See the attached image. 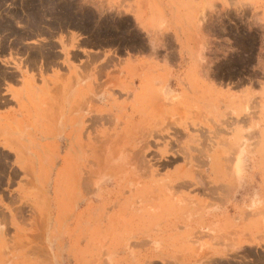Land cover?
<instances>
[{"label":"rangeland","instance_id":"obj_1","mask_svg":"<svg viewBox=\"0 0 264 264\" xmlns=\"http://www.w3.org/2000/svg\"><path fill=\"white\" fill-rule=\"evenodd\" d=\"M0 222V260L264 264V0H0Z\"/></svg>","mask_w":264,"mask_h":264},{"label":"crops","instance_id":"obj_2","mask_svg":"<svg viewBox=\"0 0 264 264\" xmlns=\"http://www.w3.org/2000/svg\"><path fill=\"white\" fill-rule=\"evenodd\" d=\"M82 41L78 42V46L77 48H74L71 50V52L73 53V55H77V61L76 64L82 63L83 61H92L94 59V51L90 52L89 49H87L86 47L82 46ZM71 53V54H72ZM16 230L14 228V224L12 222H7V223H1L0 222V242L4 243V244H10L12 243L14 240L11 239L10 235H6L4 234V232L7 231H14ZM10 248V247H9ZM1 264H27L29 263V261L25 258H18L16 256V254L11 250L8 249V251H6L2 258H1Z\"/></svg>","mask_w":264,"mask_h":264},{"label":"bare ground","instance_id":"obj_3","mask_svg":"<svg viewBox=\"0 0 264 264\" xmlns=\"http://www.w3.org/2000/svg\"><path fill=\"white\" fill-rule=\"evenodd\" d=\"M198 93H199V94H198ZM195 98H196V99H199V100L202 101V102H206V101H207V99H206V95L203 94V90H201V87L198 88V90H197V94H196ZM204 104H205V103H204ZM234 120H235V119H234ZM173 123H174V122H173ZM174 124H175V123H174ZM173 129H174V128H173ZM150 130H151V129H150ZM149 132H150V131H149ZM149 132H148V133H149ZM146 133H147V132H146ZM122 134H123V133H122ZM144 134H145V132H144ZM172 134H173V133H172ZM213 134H214V133H213ZM215 134H217V133H215ZM146 135H147V134H145V136H146ZM161 135H162V134H161ZM177 135H178V134H177ZM111 137H112V136H111ZM120 137H121V139H122V136H120ZM108 138H109V137H108ZM142 138L145 139L144 137H142ZM146 138H147V137H146ZM128 139H129V138H128ZM118 140H120V139H118ZM145 140H146V139H145ZM176 141H177V140H176ZM220 141H221V139H220ZM98 142H99V141H98ZM106 142L109 143V140L106 141ZM123 142H124V140H123ZM141 142H142V141H141ZM107 143H106V144H107ZM116 143H117V142H116ZM120 143H121V142H120ZM120 143L118 142L116 145L120 146V145H119ZM145 143H146V142H145ZM147 143H149V142H147ZM76 144H77V143H76ZM109 144H110V143H109ZM142 144H143V143H142ZM200 144H201V143H200ZM219 144H220V143H219ZM224 145H225V144H224ZM105 146H106V145H105ZM101 147H102V146H101ZM141 147H142V149H143L144 146L142 145ZM141 147H140V148H141ZM112 148L114 149L113 152L116 153L117 150H118V147H117V150H115V149H116L115 146L112 147ZM112 148H111V151H112ZM104 149H105V148H104ZM190 149L192 150V148H190ZM193 149H194V148H193ZM201 150H203V149H201ZM201 150H200V151H201ZM208 150H209V149H208ZM236 150H237V149H236ZM111 151H110V152H111ZM115 151H116V152H115ZM196 152H198V151H196ZM122 153H123V152H122ZM138 153H139V151H138ZM152 153H153V152H152ZM173 153H174V152H173ZM200 153H201V152H200ZM201 154H203V152H202ZM114 155H115V154H114ZM144 155H145V154H144ZM154 155H155V154H154ZM181 155H182V154H181ZM183 155H184V153H183ZM185 155H187V154H185ZM194 155H195V154H194ZM197 155H198V154H197ZM131 156H132V155H131ZM156 156H157V155H156ZM191 156H192V155H191ZM213 156H214V155H212V154H211V155H208V156H207V159H212ZM101 157H102V156H101ZM141 157H143V155H142ZM176 157H177V156H176ZM192 157H193V156H192ZM234 157H235V156H234ZM143 158H145V157H143ZM143 158H142V159H143ZM170 158H171V157H170ZM193 158H194V157H193ZM196 158H198V157L196 156ZM199 158H201V157H199ZM203 158H204V157H203ZM137 159H138V158H137ZM135 160H136V158H135ZM140 160H141V159H140ZM194 160L196 161L195 158H194ZM142 161H143V160H142ZM149 161H150V160H149ZM197 161H198V160H197ZM197 161H196V163H198ZM200 161H201V160H200ZM200 161H199V163H200ZM136 162H138V160H136ZM146 162H147V161H146ZM201 162H202V161H201ZM204 162H205V161H204ZM218 164H219V163H218ZM192 165H193V164H192ZM203 165H204V164H203ZM72 166H73V165H72ZM135 166H136V165H135ZM137 166H138V165H137ZM183 166H185V164H183ZM183 166H182V167H183ZM144 167H145V166H144ZM147 167H148V166H147ZM198 167H202V166L199 165ZM208 167H209V166H208ZM92 168H93V167H92ZM141 168H142V164H141ZM196 168H197V167H196ZM206 168H207V167H206ZM227 168H228V167H227ZM224 169H225V168H224ZM224 169H223V170H224ZM142 170H143V169H142ZM189 170H190V169H189ZM209 170H211V169H209ZM139 171H140V170H139ZM191 171H192V170H191ZM193 171H194V170H193ZM198 171H199V170H198ZM229 171H231V170L229 169ZM196 172H197V171H195V174H196ZM211 172H212V171H211ZM145 173H146V174H145ZM145 173H144V174L141 173V174H143V175H148V174H149L147 171H146ZM147 173H148V174H147ZM199 173H200V171H199ZM225 173H226V171H225ZM202 174H203V173H202ZM90 177H91V176H90ZM143 177H144V176H143ZM170 177H171V176H170ZM170 177H169V178H170ZM203 177H204V176H203ZM203 177H202V178H203ZM146 178H147V177H146ZM233 178H234V177H233ZM139 179L142 180L143 178H139ZM147 179H148V178H147ZM181 179H182V178H181ZM185 179H187V178H185ZM127 180H128V179H127ZM131 180H132V179H131ZM177 180H178V179H177ZM197 180H198V181H199V180H202V179H201V176H200V179L197 177ZM218 180H219V179H218ZM147 181H148V180H147ZM166 181H167V180H166ZM175 181H176V180H175ZM140 182H141V181H140ZM180 182H182V181H180ZM185 182L188 183V184L191 183L190 180H189L190 183L187 182V181H185ZM196 182H197V181H196ZM202 182L204 183V181L199 182L200 185H201ZM175 183H177V182H175ZM186 183H185V184H186ZM88 184H89V183H88ZM140 184H141V183H140ZM147 184H148V183H147ZM162 184H163V183H162ZM179 184H180V183H179ZM179 184H178V185H179ZM181 184L184 185V183H181ZM188 184H186V186H190V185H191V184H190V185H188ZM192 184H193V183H192ZM197 184H198V182H197ZM173 185H174V184H173ZM194 185H195V183H194ZM150 186H151V185H150ZM201 186H202V185H201ZM201 186H200L199 188H197V187H196V188H197V189H200ZM219 186H220V185H219ZM234 186H235V185H234ZM134 187H135V186H134ZM168 187H169V186H168ZM180 187H184V189L186 188L185 185H184V186H180ZM223 187H224V186H223ZM83 188H84V187H83ZM83 188H82V189H83ZM176 188H177V187H176ZM178 188H179V187H178ZM219 188H221V187H218V189H219ZM132 189H133V188H132ZM194 189H195V188H194ZM213 189H214V188H213ZM222 189H223V188H222ZM171 190L173 191V190H176V189L173 188V189H171ZM177 190H178V189H177ZM202 190H203V187H202ZM227 190H228V189H227ZM153 191H154V190H153ZM169 191H170V190H169ZM208 191H210V190L208 189ZM214 191H215V190H214ZM214 191H213V192H214ZM232 191H233V190H232ZM175 192H176V191H175ZM213 192H212V193H213ZM123 193H124V192H123ZM126 193H127V192H126ZM171 193L174 194L173 192H171ZM225 193H226V191H224L223 194H225ZM158 194H159V193H158ZM213 194H214V193H213ZM215 194H216V193H215ZM127 195H128V193H127ZM208 195H210V194H208ZM220 195H221V194H220ZM225 195H226V194H225ZM125 196H126V194H125ZM125 196H124V197H125ZM151 196H152V195H151ZM172 196H173V195H172ZM229 196H230V195H229ZM158 197H159V196H158ZM119 198H120V197H119ZM149 198H150V197H149ZM155 198H156V196H155ZM225 199H227V198L225 197ZM122 200H123V199H122ZM219 200H221V199H219ZM150 201H151V200H150ZM146 204H147V203H146ZM186 206H187V205H186ZM204 206H205V205H204ZM128 207H129V206H128ZM156 207H157V206H156ZM157 208H158V207H157ZM164 209H165V208H164ZM126 210H127V209H126ZM149 210H150V209H149ZM156 210L158 211V209H156ZM154 211H155V210H154ZM172 211H173V210H172ZM115 214H116V212H115ZM127 215H128V214H127ZM120 217H121V216H120ZM235 218H236V217H235ZM119 221H121V220H119ZM169 221H170V220H169ZM123 225H124V224H123ZM164 225H165V224H164ZM161 226H162V225H161ZM237 229H238V228H237ZM232 232H233V230H232ZM237 232H238V231H237ZM229 233H230V232H229ZM233 235H234V234H233ZM138 236H139V235H138ZM134 237H135V236H134ZM107 238H108V237H107ZM143 238H144V237H143ZM146 240H147V239H146ZM152 241H153V240H152ZM170 263H171V262H170Z\"/></svg>","mask_w":264,"mask_h":264}]
</instances>
